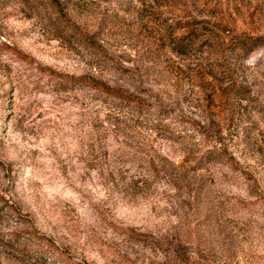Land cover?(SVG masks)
Listing matches in <instances>:
<instances>
[{
  "label": "rangeland",
  "instance_id": "1",
  "mask_svg": "<svg viewBox=\"0 0 264 264\" xmlns=\"http://www.w3.org/2000/svg\"><path fill=\"white\" fill-rule=\"evenodd\" d=\"M56 1L0 0V264H264V0Z\"/></svg>",
  "mask_w": 264,
  "mask_h": 264
},
{
  "label": "trees",
  "instance_id": "2",
  "mask_svg": "<svg viewBox=\"0 0 264 264\" xmlns=\"http://www.w3.org/2000/svg\"><path fill=\"white\" fill-rule=\"evenodd\" d=\"M51 4L54 6H58V3L56 0H50ZM247 41L246 38L243 37H239L236 39L237 44L241 45V44H245V42ZM59 87L66 89L68 87H72V86H86L89 87L90 89L95 90L96 92H98L99 94L108 97V98H115L117 99L118 102L122 103V104H129L130 102H133L134 99L129 96L128 94L123 93L120 89L113 87L101 80H98L96 78H88V77H84V76H69V75H64V74H59ZM138 107L143 110L146 108V106L143 105V102H138L137 103ZM31 235V234H30ZM34 236V237H33ZM33 237L38 238V239H44L45 237L42 235H39L38 233H33ZM22 239L24 241H28L29 239H24L22 237ZM16 242L20 243V239H16ZM49 245L52 247H55L53 243H51V241H49ZM58 261L61 262V260L59 259ZM66 263V264H80L78 262L75 261H71L68 258H66L65 260H62V263ZM67 261V262H66Z\"/></svg>",
  "mask_w": 264,
  "mask_h": 264
}]
</instances>
